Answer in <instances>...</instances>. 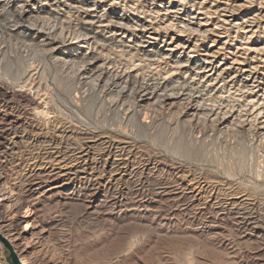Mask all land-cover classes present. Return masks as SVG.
<instances>
[{
  "label": "rangeland",
  "instance_id": "rangeland-1",
  "mask_svg": "<svg viewBox=\"0 0 264 264\" xmlns=\"http://www.w3.org/2000/svg\"><path fill=\"white\" fill-rule=\"evenodd\" d=\"M21 6L34 11L24 20L38 13L46 27L57 25L55 34L64 28L70 33L68 43L51 41L52 35L29 29L26 21L23 27H13ZM244 21L254 23L245 27ZM79 31H88L91 38L76 40ZM142 35L158 41H139ZM139 44L147 48L139 49ZM99 56L104 59L95 66L109 62L119 75L128 72L144 83H163L165 78L168 89L184 81L192 88L201 86L208 90L198 100L205 105L200 110L184 91L179 100L163 106L156 98L144 102L141 109L149 111L147 119L128 114L126 106L114 105L111 94L100 93L98 72L78 77L74 71L85 67L80 64L83 57L89 61ZM202 61L216 68L207 82L198 70ZM243 70L256 72L257 83L248 85L258 88H244ZM232 77L236 82L227 83ZM225 82L228 87L222 90ZM261 96L264 0H0V218L10 221L26 264H264V224H221L208 208L183 207L170 194L152 196L156 185L181 184L176 182V167L194 177L231 182L251 193L264 209V141L252 139L249 126L237 128L234 117L215 126L214 115H204L220 98L227 106L224 112L251 98L261 101ZM188 103L192 109L186 114L181 108ZM27 124L39 131L21 127ZM57 127L125 138L144 159L159 162L157 172L146 176L140 189L128 186L127 179L114 183L108 175L101 185L80 176L51 181L46 175L58 172L59 165L49 162L40 146L56 136ZM109 182L116 189L102 187ZM37 231L40 239L31 238ZM6 247L0 245V264H10Z\"/></svg>",
  "mask_w": 264,
  "mask_h": 264
},
{
  "label": "bare ground",
  "instance_id": "bare-ground-1",
  "mask_svg": "<svg viewBox=\"0 0 264 264\" xmlns=\"http://www.w3.org/2000/svg\"><path fill=\"white\" fill-rule=\"evenodd\" d=\"M89 11H92V10H88V12ZM33 12H31L29 10L28 11L25 10V8H23L22 6L19 7L18 12H17L19 15L17 17L20 18V16H21V18H20V20L17 18V20L15 22H13V24H12L13 27L14 26L23 27L24 26L23 22L26 21L29 24V26H28L29 29L30 28L34 29V30L38 31L39 33H43L46 36L51 37V35H52L51 41H53L55 38H58L57 42H59V44L66 45V43H68L67 41H69V40L65 41V39L68 38V35H70V33L69 32L66 33L64 31V28H59V33L58 34L56 33L57 37H55L56 36L55 32L57 31V25L52 24L51 27H46L45 26L46 24H44V21L46 19L39 17V15H37L38 13H36L35 16L30 15V16L26 17L25 18L26 20H24L22 18V17H25L26 14H30V13L33 14ZM37 12H39V10ZM197 14H199V13H197ZM122 18L128 19L125 17H120V20H123ZM191 19H193V18H191ZM51 23H53V22H51ZM247 23H254V21H252V22H250V21L245 22L244 21L243 22L245 27H250V26H247ZM87 25H88V23H87ZM89 25H92V24L90 23ZM183 26L184 27L182 29L185 30L187 25H183ZM100 27H106V26H100ZM123 27H124V25H123ZM198 27H200V24H198ZM182 29L180 30V33L183 32ZM187 30L190 31L192 34H194L195 32L198 33V30H193V29H187ZM66 31H69V30H66ZM143 31H145V34H148V32H146V30H142V32ZM64 32H65L64 35H66V36L63 37ZM85 32L81 33L79 31V34L76 36H75V34H73V37L75 36L76 40L80 39V38H82L81 41L86 40L89 37V34L86 35L88 31L86 33ZM89 38H91V37H89ZM93 38H95V37L93 36ZM142 38H146V39L152 40V41L157 40L154 38H150L149 36H145V35H142L141 38H139V39L136 38V39L141 41ZM55 40H57V39H55ZM96 40H98V39H96ZM26 41H30V40L26 39ZM26 41H22V43L26 47H29V46L31 47L32 44L30 45V43L26 42ZM96 42H98V41H96ZM141 43H145V44H148L149 46H152V43H150L148 41H144ZM108 44H110V43L108 42ZM118 44H119V42H118ZM67 45L70 46V45H73V43L72 44L69 43ZM43 46H44V43H43ZM136 47H138L139 49L147 48V47L140 45V44L137 45ZM36 48H37V46H36ZM91 49H93V48H91ZM167 51H169V50H167ZM48 53L50 54L51 52L48 51L47 54ZM144 54H145V52H144ZM138 55H139V53H138ZM99 57L89 58V59H91L89 61H83V59H84V57H83L82 62H80V64L85 65V67L82 66V68H80L81 66H78V68L74 71H76L78 73V77L83 75V74L98 72V74L96 75L97 80L98 81L100 80V83L103 82V85L100 87V89H101L100 93H102L103 95H105L106 93L111 94L113 96L114 105H116L117 107L119 106L120 108L122 107V109L124 106H126L127 109L126 110L123 109V110L126 111L128 114H130V113H133L136 115L142 114L143 117L146 118L149 116L150 113L148 110L141 109V106L144 102H148V101H150V99L156 98L158 104H161L163 106L168 101L179 100L183 96L184 91L188 92V93H186L188 102L190 100H191V103L196 102V104H198V107H200V110L203 109L202 106L205 105V104L200 103L201 101L200 102L198 101V100H202L203 96H207V92H208V90L200 89L201 86H200V88H192V86H188L187 83L184 81L181 84H179L178 87L168 89V86H167L168 80H165V78H164L163 79L164 82L161 83V82L155 81V79L153 77L152 78L154 79L155 82L151 81L152 83L150 84V82L147 79L146 81H148L149 84L144 83L143 80H140V78L137 80V78L131 77L129 74H127L128 72H126L124 76H122L123 73H121V72H120L121 74L119 75V73L116 72L117 70L114 69L115 67L110 68V66H108L109 62L106 63L105 61H103L102 63L98 64V66H95V65H97L98 62H100L104 59L102 57H100V58ZM195 64H197V63H195ZM134 67L132 69H134ZM183 67H187V66H183ZM208 67H209V69H208ZM112 69H114V71H112ZM199 69H202L200 74L205 75V77H207V80L205 81V82H207L208 79L211 78V76H212L210 73L213 70H215L216 68L213 67V64L211 62L202 61V64L200 66H198V70ZM226 69H229V68H226ZM250 70H254V69L251 68ZM110 71H112V72H110ZM130 72H131V70H130ZM198 74H197V76H198ZM93 75H95V73L92 74V76ZM254 75H256L255 71L253 73H252V71H248V70L242 71V76H244V77H240V78L244 82L243 85L245 84L244 88H247L249 86L248 85L249 82H252L253 84L257 83V81L255 80L256 78H254ZM105 76H107V77L105 78ZM234 79H236V78L232 77L230 80L227 81V83H232ZM201 81H203V79ZM210 81H213L212 83H215L216 78L214 80L211 79ZM235 82H236V80H235ZM235 82H233V84ZM227 83L225 82L223 84L222 90H224L228 87ZM173 85H171V86L173 87ZM211 85H209V87H211ZM94 86L96 87L97 85H93V87ZM98 86H99V84H98ZM249 87L251 89H256V88H258V85H256V86L251 85ZM229 90H227V91H229ZM179 91H182V93H179ZM254 91L251 90V92H250V90H249L250 93L249 92H245V93L251 94ZM158 92H162V93H158ZM255 92H257V91H255ZM123 99H125L126 101L122 102V104H119ZM241 100H242V96H241ZM226 101H228V100H226ZM191 103L185 104L186 105L185 108H181V110L186 109L187 111L185 113L187 114L188 111H190L192 109V106H190ZM223 103H225L224 99L220 98L219 102H216L215 106L210 107V109H204L205 110V111L203 110L204 115L206 114L205 117H208L209 114H213L214 119L212 120V122L215 124V126L216 125L220 126V125L224 124L228 118L234 117L235 118L234 120L237 123V125H236L237 128L249 126V130H250L249 135L252 137V139L255 138V140H259L262 142L264 141V121H260V120L264 119V97H262L261 101H259V100L253 101L251 98V101L244 103L245 105H243V104L239 105L241 103H239L238 105L234 104L237 106L236 109H235V106L229 105L230 107H229L228 111L225 110L224 112H223V110L226 109L227 106L226 107L223 106ZM34 105H35V103H34ZM123 110H122V112H123ZM216 110H219V113L218 112L216 113L215 112ZM41 111L43 112V115H46L45 111H43V110H41ZM41 111H37V112H39V114H40ZM1 112H3V111H1ZM214 112H215V114H214ZM220 112L222 114H220ZM219 115H221V116H219ZM16 124L20 125V122H16ZM31 124H29V125L27 124L26 126L21 125V127H23L28 132L38 130V128H35ZM14 125H15V123H14ZM10 126H12V125H10ZM9 128H11V127H9ZM41 129H43V128H41ZM200 130H201L200 131L201 133L204 131L203 129H200ZM40 131H42V130H40ZM56 132H57V133H55L56 136H54V137L52 136V138L49 141L43 140L45 142H42V146H40V147H42L41 150H43V156L45 158H47L49 160V162H51V163L55 162V163H57L56 164L57 166L59 165L56 168V169H58V172L50 171L47 173L46 178L51 179V181H56L59 178H61V179L67 178L68 179L71 177H77V176L79 177L80 176L83 179H88V180L90 179L91 181L96 180L95 184L101 185L100 184L101 179L105 175H108V180L113 181L114 183L118 184V182H120L124 179H127L128 180V186L134 185L135 188L140 189L143 186L144 179H146L145 177L146 176H152L157 172L156 165H158L159 162L157 163V161H156L154 163H151V160L149 158L144 159L143 154L139 150V148L135 147L132 144V142L127 141V139H125V138L119 139V138H117L113 135H110V134H96L93 132H91V133L90 132L89 133H76V132L71 131L69 128H65V127H59V128L57 127ZM40 147H39V149H40ZM12 152L13 151H11V153ZM174 169H175L174 175L177 178L176 182H181V184H176L174 186L168 185V187L167 186L161 187V186L156 185L155 189L152 191L153 192L152 196L156 197L158 195L170 194L172 196H175V198H176V199L174 198L175 201L183 207L184 206H199V207H201L200 209L208 208L214 213V216H215L214 220L218 223H221V224H223L229 220H232V222H235L236 224H244V225H247L249 227L252 226L254 228L260 224H264V209L260 208L261 205L257 202L255 197L253 195H251V193H248V191L241 189V187L235 186V184H232L231 182L219 180V179H217L218 177H216V178H211V177L208 178L207 176L206 177L204 176V178H200L199 176L194 177V176L188 175L187 172H186L187 173L186 174L180 168L176 169V167H175ZM201 177H203V176H201ZM91 178H93L94 180ZM37 185H39V184H30V187L31 186H37ZM102 187H106V188L108 187V188H115L116 189L117 186H113L112 183L109 182L108 184H106L105 186H102ZM194 192L196 193L194 196L195 198H193V196H192V194ZM189 195H191V197H188ZM196 197H199V200H197ZM185 201H188V202H185ZM1 202H2V200L0 197V206H1ZM196 202H197V204H196ZM179 205H178V207H179ZM16 210H17L16 208H13L12 211L14 213H16L15 212ZM260 226H262V225H260ZM27 229H28V226H26L24 231H27ZM12 231L13 230L11 229L10 221L4 220L3 218H0V245L4 244V246H5L4 242H6L8 244V247H10V249L13 251V254L15 255V257L20 261L19 264H26L27 262L25 261V259L21 255L22 249H20V246H18V244H16L17 236H16V234H13ZM40 235H41V232L37 231L36 233L31 234V238L40 239Z\"/></svg>",
  "mask_w": 264,
  "mask_h": 264
},
{
  "label": "water",
  "instance_id": "water-1",
  "mask_svg": "<svg viewBox=\"0 0 264 264\" xmlns=\"http://www.w3.org/2000/svg\"><path fill=\"white\" fill-rule=\"evenodd\" d=\"M5 245L7 246L6 248L8 249V254L9 257L7 260H9L10 264H19L17 258L15 257V255L13 254V251L10 249V247H8V244L6 242H4Z\"/></svg>",
  "mask_w": 264,
  "mask_h": 264
}]
</instances>
